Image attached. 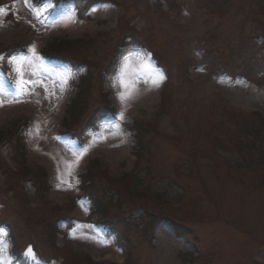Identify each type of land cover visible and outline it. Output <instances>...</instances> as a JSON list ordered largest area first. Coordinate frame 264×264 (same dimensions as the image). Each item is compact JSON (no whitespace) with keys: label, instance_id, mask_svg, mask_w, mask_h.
I'll return each instance as SVG.
<instances>
[{"label":"rangeland","instance_id":"374dc122","mask_svg":"<svg viewBox=\"0 0 264 264\" xmlns=\"http://www.w3.org/2000/svg\"><path fill=\"white\" fill-rule=\"evenodd\" d=\"M2 1L9 11L0 16V51L18 45L29 51L0 55V84L5 86L0 131H7L0 140V223L14 228L23 252L21 260L13 257L9 232L1 227L0 260L45 264L40 256H51L49 228L57 223L61 235L56 243L64 251L50 264H88L87 256L97 263L123 264L128 251L134 256L128 264H189L185 259L200 252V264H264V125L249 115L259 112L264 118V0H212V5L202 0H87L91 5H78L83 8L79 13L74 4L56 0H28V5ZM105 4L111 7H102ZM23 6L28 16L21 14ZM59 13L74 17L75 26L57 23ZM240 30L246 39L238 47L237 60L228 48L240 38L234 37ZM208 31L209 37L218 36L211 43ZM38 33L44 36L41 50L65 39L92 41L52 53L68 60L47 59L40 49L37 59L30 49ZM127 34L129 46L120 48ZM140 43L162 57L163 68L173 73L171 80L166 83V73ZM19 55H27L31 64L25 67V94H17L18 102H13L7 93L15 89L19 76L9 58ZM154 69L164 75L159 87L151 82ZM237 72L246 73L248 80L233 76ZM82 86L84 98L79 94ZM103 91L117 112L95 117V107L104 104ZM76 98L80 100L70 129H80L79 137L62 126ZM25 110L32 111L33 122L15 121V114ZM136 119L143 121L138 134L145 149L132 192L138 188L146 196L124 189L123 176L136 162V133L130 128ZM19 142L26 149L24 159L15 156ZM247 146L250 150H244ZM44 158L56 170L49 174L52 188L40 194L34 164ZM95 159L101 165L90 177L97 183L93 193L106 208L104 218L135 229L121 233L125 239L105 224L109 220L90 215L89 200L81 195V175ZM25 163L30 169L23 173ZM234 166L243 174L233 171ZM150 167L157 172L155 181H149ZM146 173L147 182L141 183ZM108 187L118 190L122 207L114 195H102ZM153 192L160 197L151 196ZM142 209L156 219L169 217L189 231L179 227L185 236L178 238L172 223L149 219ZM63 216L68 220L60 221ZM29 248L31 256L26 255Z\"/></svg>","mask_w":264,"mask_h":264},{"label":"snow or ice","instance_id":"6c2138e0","mask_svg":"<svg viewBox=\"0 0 264 264\" xmlns=\"http://www.w3.org/2000/svg\"><path fill=\"white\" fill-rule=\"evenodd\" d=\"M23 2H24V4L28 5V0H23ZM46 2H47V0H46ZM14 3H15V0H14ZM102 7L107 8V7H111V5L105 4V5H102ZM8 11H9V9L0 6V16L6 15ZM91 11L95 12V11H97V9L93 8ZM30 51L32 53V57L38 59V57H36L35 46H33L30 49ZM3 59H4V57L0 56V60H3ZM9 63L15 66L14 71L17 73V75L20 77V79H19L15 89L8 92L7 94L12 97L13 102H18L15 99L17 94H20V95L25 94L23 89H24V85H25L26 81L23 79V77L25 75V67L30 65L31 61L27 55H19V56L10 57ZM163 79H164L163 73L158 69H154L153 70V79L151 81L153 86L159 87V85L163 81ZM4 92H5V86L3 84H0V106H2L5 103L4 98H2ZM121 98L123 99L124 97L122 96ZM69 174H71V173H69ZM31 253H32V249L29 248L26 252V255L31 256ZM0 264H5V262L3 260H0Z\"/></svg>","mask_w":264,"mask_h":264},{"label":"bare ground","instance_id":"6f19581e","mask_svg":"<svg viewBox=\"0 0 264 264\" xmlns=\"http://www.w3.org/2000/svg\"><path fill=\"white\" fill-rule=\"evenodd\" d=\"M21 14L22 15H25V16H28V13H29V10L27 9V6H23V7H21ZM57 23L58 22H61L63 25H64V27L65 28H69V27H73V26H75V24L74 23H76V20L74 19V17H70L69 16V14L68 13H59L58 15H57ZM47 34H48V32H46ZM39 44L40 43H38L36 46H37V48H38V46H39ZM130 80L133 82V80H134V76H130ZM123 90V92H125V90L124 89H122ZM120 96H124L123 95V93L122 92H120ZM22 97H20V98H18L19 99V101H20V99H21ZM17 99V100H18ZM21 102V101H20ZM42 115H44V113L42 114ZM3 255V253L2 252H0V256H2ZM121 258H122V256H121Z\"/></svg>","mask_w":264,"mask_h":264},{"label":"trees","instance_id":"16d2710c","mask_svg":"<svg viewBox=\"0 0 264 264\" xmlns=\"http://www.w3.org/2000/svg\"><path fill=\"white\" fill-rule=\"evenodd\" d=\"M93 188H95V184H93ZM115 191L119 194V192L117 190H115ZM96 206L98 209H101V204L99 202H97Z\"/></svg>","mask_w":264,"mask_h":264}]
</instances>
